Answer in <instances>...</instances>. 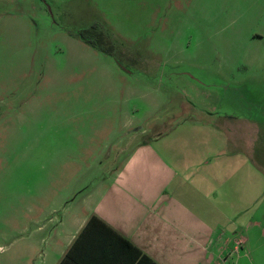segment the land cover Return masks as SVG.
Returning <instances> with one entry per match:
<instances>
[{
	"label": "rangeland",
	"instance_id": "obj_1",
	"mask_svg": "<svg viewBox=\"0 0 264 264\" xmlns=\"http://www.w3.org/2000/svg\"><path fill=\"white\" fill-rule=\"evenodd\" d=\"M82 33L100 36L112 54L84 44L76 38ZM119 68L134 77L119 78ZM185 74L197 77L199 90L228 84L235 97L203 100ZM189 101L225 112L247 108L264 122V0H0V245L10 204L38 181L48 184L56 170L68 172L63 158L95 153L98 171H114L138 144L187 118ZM128 118L144 127L101 144L105 124ZM98 122L105 124L94 145H80L79 129L87 133ZM228 131L230 138L249 135ZM259 196L257 227L238 233H255L253 247L227 264H264Z\"/></svg>",
	"mask_w": 264,
	"mask_h": 264
},
{
	"label": "crops",
	"instance_id": "obj_2",
	"mask_svg": "<svg viewBox=\"0 0 264 264\" xmlns=\"http://www.w3.org/2000/svg\"><path fill=\"white\" fill-rule=\"evenodd\" d=\"M119 70L121 79L134 77ZM186 77L203 100L235 97L236 88L228 84L211 82L199 90L197 77ZM189 104L187 118L138 144L118 169L104 174L95 153L79 152L63 158L71 162L68 172L56 170L48 184L40 180L16 197L0 264H227L240 250L250 252L255 233L251 244L238 233L257 227L253 209L264 195V161H257L264 160V136L258 138V130L264 122L247 108L225 112L217 105ZM104 124L83 134L79 129V144L94 145ZM143 127L130 118L105 124L101 144ZM229 129L238 135L248 129L249 135L230 138ZM82 160L90 162L82 167Z\"/></svg>",
	"mask_w": 264,
	"mask_h": 264
},
{
	"label": "trees",
	"instance_id": "obj_3",
	"mask_svg": "<svg viewBox=\"0 0 264 264\" xmlns=\"http://www.w3.org/2000/svg\"><path fill=\"white\" fill-rule=\"evenodd\" d=\"M86 33V32H85ZM85 33L82 34H77L76 38H78L79 40H81L84 44H86L87 46L105 54V55H111V50H109L107 47H104V44L102 43V39L100 38V36H94V33H87V35ZM89 34V35H88Z\"/></svg>",
	"mask_w": 264,
	"mask_h": 264
}]
</instances>
